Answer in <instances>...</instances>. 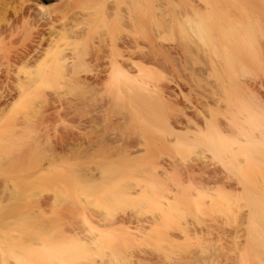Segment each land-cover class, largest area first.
<instances>
[{
  "label": "bare ground",
  "instance_id": "bare-ground-1",
  "mask_svg": "<svg viewBox=\"0 0 264 264\" xmlns=\"http://www.w3.org/2000/svg\"><path fill=\"white\" fill-rule=\"evenodd\" d=\"M217 262L264 264V0H0V264Z\"/></svg>",
  "mask_w": 264,
  "mask_h": 264
},
{
  "label": "rangeland",
  "instance_id": "rangeland-1",
  "mask_svg": "<svg viewBox=\"0 0 264 264\" xmlns=\"http://www.w3.org/2000/svg\"><path fill=\"white\" fill-rule=\"evenodd\" d=\"M199 176H200V175H199ZM199 176H198L197 178H196V176L194 177V178H195V180H196V182H197V180H199V179H198V178H199ZM192 178H193V177H192ZM201 179H202V177H201ZM177 180H178V179H177ZM177 180H176L175 182H174V180H173V181H170V182H174V184H173V185H175V183H177ZM193 180H194V179H193ZM195 180H194V181H195ZM179 181H180V180H179ZM179 181H178V182H179ZM198 182H199V181H198ZM170 184H171V183H170ZM171 185H172V184H171ZM211 244H212V243H211ZM211 244H210V245H211ZM213 244H214V243H213ZM210 245H209V246H210ZM212 246H213V245H212ZM210 247H211V246H210ZM214 247H217V246H214ZM215 249H216V248H215ZM212 251H213V249H212ZM217 264H219V263L217 262Z\"/></svg>",
  "mask_w": 264,
  "mask_h": 264
}]
</instances>
